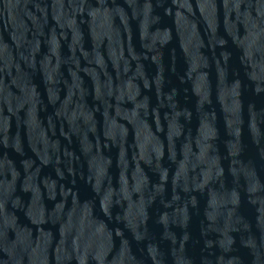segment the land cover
Returning a JSON list of instances; mask_svg holds the SVG:
<instances>
[{"label":"water","instance_id":"95a60500","mask_svg":"<svg viewBox=\"0 0 264 264\" xmlns=\"http://www.w3.org/2000/svg\"><path fill=\"white\" fill-rule=\"evenodd\" d=\"M0 264H264V0H0Z\"/></svg>","mask_w":264,"mask_h":264}]
</instances>
